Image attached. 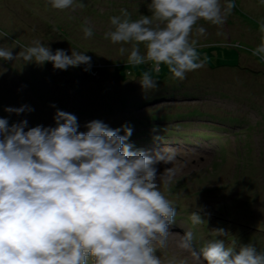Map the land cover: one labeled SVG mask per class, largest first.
Listing matches in <instances>:
<instances>
[{"label": "rangeland", "instance_id": "rangeland-1", "mask_svg": "<svg viewBox=\"0 0 264 264\" xmlns=\"http://www.w3.org/2000/svg\"><path fill=\"white\" fill-rule=\"evenodd\" d=\"M20 1L24 0H0L1 39H4L1 36L4 28L15 32L13 27H21L24 35L23 26L39 23L46 35L42 41L53 52L57 49L67 55L72 51L88 52L97 67L106 66L98 71L99 81L87 79L88 82L82 81L85 73L82 70L55 69L58 76L44 75V85L26 91L10 71L3 70L1 62L0 118H6L9 125L27 120L25 131L37 125L54 127L57 109L52 105L59 104L62 111L77 117L79 132L87 131L85 125L93 120L113 129L127 124L133 130L129 139L138 140L139 149L147 154L173 149L176 158L170 164L155 165L159 190L176 210L174 224L169 226L174 235H170L165 247L155 252L161 264H206L200 255L202 249L217 239L235 251L251 244L258 253H264V59L253 55L264 43V32L251 26L263 24L264 0H232L235 7L222 25L198 21L189 39L196 40L198 55L201 59L207 56L206 65L216 71L197 69L186 73L183 81L171 78L163 64L159 72L152 71V62L129 64L127 57L132 45L113 44L106 38L105 34L113 30L110 18L122 15L121 9L128 11L131 21L142 16L151 18V0H74L64 10L54 9L49 0H32L31 5L23 6L19 5ZM220 2L223 7L227 0ZM73 16L75 20L89 23L91 37H85L84 29L72 23ZM33 27L41 30L37 25ZM197 27H204L206 34L198 36ZM49 28L62 30V36ZM4 43L0 41V46L6 48ZM120 47L126 49L125 53H119ZM138 47L141 55H145V45L141 43ZM14 59L17 60L13 62L20 64L23 61L20 56ZM239 64L250 70L230 69ZM145 71L155 80L162 77L167 90L143 91L138 81ZM4 75L8 86L1 88L6 82ZM165 93L168 95L161 96ZM143 96L150 99V104L132 111L128 103L137 105ZM22 105L33 110L19 115L5 111ZM150 109L148 119L163 117L170 119L174 126L169 125L167 130L155 126L148 133L152 140L147 142L141 138L146 128L138 127L131 120L142 121L140 116L146 118ZM175 118L182 124L178 125ZM166 119L155 123L166 126ZM193 212H198L203 222L193 224ZM216 229L227 233L217 236ZM189 231L193 234L192 248L185 251L177 242ZM89 264H92L91 258Z\"/></svg>", "mask_w": 264, "mask_h": 264}, {"label": "clouds", "instance_id": "clouds-1", "mask_svg": "<svg viewBox=\"0 0 264 264\" xmlns=\"http://www.w3.org/2000/svg\"><path fill=\"white\" fill-rule=\"evenodd\" d=\"M73 2L49 0L57 10ZM234 7L232 0L223 7L220 0H151V18L131 21L128 11L121 9L122 15L110 18L113 30L105 35L113 44L132 45L129 64L152 62L155 72L163 64L171 78L183 81L186 73L207 63V56L198 55L196 40L189 39L193 27L201 19L222 25ZM196 34L203 36L206 29L197 27ZM84 35L91 37L92 30L86 27ZM141 43L145 55L140 53ZM125 51L119 48L120 54ZM253 55L264 59V43ZM19 56L27 63L51 62L59 70L91 67V57L84 52H53L38 40ZM15 57L11 50L0 49V59ZM138 82L143 91L158 88L148 71ZM32 110L27 105L5 108L17 115ZM53 120L54 127L37 125L25 131L27 120L9 125L0 118V264H89L90 258L92 264H161L155 252L174 235L169 226L176 210L159 190L155 165L170 164L175 151L149 155L134 150L128 142L133 130L127 124L113 129L93 120L85 125L87 131L79 132L77 117L59 109ZM191 220L203 222L198 212ZM192 242L189 231L177 243L189 251ZM200 255L206 264H264V253L254 245L235 251L221 239L209 242Z\"/></svg>", "mask_w": 264, "mask_h": 264}, {"label": "trees", "instance_id": "trees-1", "mask_svg": "<svg viewBox=\"0 0 264 264\" xmlns=\"http://www.w3.org/2000/svg\"><path fill=\"white\" fill-rule=\"evenodd\" d=\"M31 1L32 0H30L29 2L27 0H24L23 2L20 1V4L19 5H21V6H23L24 4L31 5V3H32ZM70 16H72V15H70ZM71 21L74 24L75 23L76 24H79V26H80L81 29H85L86 27L87 28L90 27L89 26V23L86 24L84 21L82 22L79 19H76L75 20V17L73 19H71ZM263 24H264V22H263ZM33 25H37L42 30L43 33L41 32V30H39V31L34 30L35 27H33ZM261 25L262 24H260V23H255V25H251V26H255L257 28V30H260ZM29 26H31V27H29ZM40 26H41V24H39V23H32V24L28 23V27L23 26V29L26 30L25 33H24V35H23V32L24 31H22V28L21 27L20 28H18V26L13 27L12 29L15 30V32L14 31L13 32H10L9 29L7 30L6 28H4L3 35H1V36L5 40L0 38V41H5L4 44L7 45V46H6V48H3V47L0 46V49H8V50H11L13 55H16V56L19 57L20 50L22 52L24 50V48L29 47V46H33V42L34 41H37L38 40L43 45H45L44 44V41H42V39L44 38V36L46 37V35H45V32L43 31V28L40 27ZM29 28H33V31L36 32V33L34 32L35 36H32V32L33 31H31ZM68 28H69L68 29L69 33H72L73 31L70 29L69 26H68ZM50 30L57 31L56 29H50ZM0 31H1V28H0ZM94 31H95V29H94ZM58 34L60 36H62V30H60V32H58ZM8 39H9V41H8ZM69 40L72 41L71 34L69 35ZM16 42H18L19 45H21L23 47H21V46L19 47L16 44ZM85 54L87 56H91V54L88 53V52H86ZM13 60H17V59H13ZM1 62H3V63H1ZM0 63H1V65H4L3 66L4 67L3 68L4 71L8 70V71L11 72V75L12 76H15L16 77V78H14V77L13 78L17 81V83H19V82L23 83L22 84V88L25 89L26 91L27 90H32V89L40 86L41 84L44 85V82H45V76L44 75H47V74H50V73H53L54 75H57L56 72L54 71L55 69L53 68L51 62H45L43 65L36 64L35 66L37 68L31 66V64L34 63V62L27 63L24 60L21 61V64H20L18 62L6 61V60H3V59H0ZM80 66L81 67H78L77 66V67H73V68L84 71L85 65H80ZM104 66H106V65H101L100 67H97L96 60H94V59L91 58V67H90V70L89 71H84L85 73H84V76H83L84 78L82 79V81L83 82H88L87 79H89V80H95L96 81L97 78H98V71L101 70V69H103ZM219 66H221V65H219ZM235 67L236 68H244V69L247 68V70H250L249 67L246 66V65L232 66L230 69L233 70V69H235ZM68 69H71V68L69 67ZM203 69H208L209 71H216V70H214V68L211 69V67H208L207 65H205V67ZM96 73H97V75H96ZM65 74H67V73H65ZM205 74L206 73L204 72V75ZM5 77H7V75H4V78ZM156 79L159 80L158 81V88L157 89L158 90H165L166 91L167 88L165 87L166 84L163 82V78L162 77H159V78H156ZM6 80L7 79L5 78V81ZM97 81H99V80H97ZM7 86H8V82L6 81L5 84H2L1 88L7 87ZM77 87H79V86H77ZM44 92L45 91L40 92L41 93L40 96H43ZM0 94H1V91H0ZM166 95H168V94L165 93L164 95H161V96L164 97ZM163 97H160V98H163ZM126 99L127 98L125 97L124 100H126ZM146 103L147 104H150V99L149 98H146L145 96H143L142 99H141V101L137 105H135V104L132 105L131 103H128V105H131L133 107V110L132 111H135L136 112V108H138V106L139 107H144L146 105ZM53 105L55 106L56 109L61 110V107H62L61 105H59V104H53ZM128 105L127 104H124L123 106L129 107ZM151 111H152L151 109L148 111V113H147L148 115H147L146 118H143V117L140 116L139 119H141L142 121L138 120L137 118H134V119L131 120L132 123L136 124L138 127H140V128H146L144 130V132H142V134H144V133L145 134L142 135L141 138L142 139H147V142H151V140H152V139H150L151 138L150 137L151 135L149 136L148 133H151L152 130H153V128L155 126L159 127L160 129H166V130H167V127L169 125L174 126V125H172L170 119H166V118L163 119V117H159L157 120L155 118L154 121H151L150 119H148V116L150 115V112ZM161 118H162V120H165L166 119V122H168V124L166 126L159 125V124L155 123V122L161 121V120H159ZM136 120H137V122H136ZM175 120H177L175 122H177L178 125H181L182 124L181 122H179L180 120H178L177 118H175ZM152 122H154L155 124H153V125L150 124ZM183 125H184V123H183ZM136 133L140 134L141 132L136 131ZM128 142L131 143L133 146L136 144V146H134V150L139 149V146L137 145L138 140L137 141H135V140L134 141H131L129 139ZM184 210H187V209H184ZM185 213H187V212H185Z\"/></svg>", "mask_w": 264, "mask_h": 264}]
</instances>
